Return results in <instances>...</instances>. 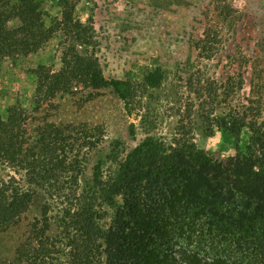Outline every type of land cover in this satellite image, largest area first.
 I'll list each match as a JSON object with an SVG mask.
<instances>
[{
    "label": "rangeland",
    "instance_id": "obj_1",
    "mask_svg": "<svg viewBox=\"0 0 264 264\" xmlns=\"http://www.w3.org/2000/svg\"><path fill=\"white\" fill-rule=\"evenodd\" d=\"M9 1L13 5L17 0ZM37 1L47 27L60 21L64 7L60 0ZM231 3L234 11L224 16L210 0H68V5L74 4L73 19L95 29V53L104 76L131 81L135 96L125 105L112 88L77 86L36 111L34 70L41 65L59 70L64 50H91L67 41L68 36L59 30L37 52L1 64L0 118L6 119L10 107L22 108L28 116L24 125L28 144L35 143L46 124L62 129L73 144L63 162L78 164L76 170L81 169L76 180L79 191L92 188L96 164L100 178L106 181L147 137L170 142L180 118L192 123L199 149L228 165L238 148L247 145L249 133L245 130L236 140L215 125L208 128L207 121L230 106L247 105L246 99H251L254 117L264 124V0ZM17 24L13 20L8 25L14 28ZM156 70L163 74L160 86L144 88L146 75ZM239 77L241 89L230 94ZM0 174L20 179L23 171L15 174L12 168L3 167ZM73 184L64 186L69 189ZM28 188L33 192L28 211L0 232V264L65 261L66 250L54 244L62 237L59 220L64 201L47 183ZM137 193L139 210L127 216L118 218L127 212L126 200L133 199L128 194L118 195L113 207H97L103 215L100 224L104 230L114 231L115 252L122 261L160 264L177 240L168 225L173 221L166 218L168 212L164 217L162 209H155L161 200L146 201V183Z\"/></svg>",
    "mask_w": 264,
    "mask_h": 264
},
{
    "label": "trees",
    "instance_id": "obj_2",
    "mask_svg": "<svg viewBox=\"0 0 264 264\" xmlns=\"http://www.w3.org/2000/svg\"><path fill=\"white\" fill-rule=\"evenodd\" d=\"M210 1L224 16L234 11L231 0ZM60 3L64 4L60 21L47 27L37 0H17L13 5L0 0V67L6 59L37 52L62 30L67 41L91 50H64L59 70L44 65L34 70L35 110L58 94L72 93L77 86L112 88L127 105L136 94L133 83L104 76L95 53L98 40L93 25L73 19L74 4L68 5V0ZM13 20L18 24L10 28ZM204 52L209 53L206 49ZM162 80L163 74L156 70L146 75L143 86L157 88ZM241 87L239 77L230 94ZM230 94L228 97L233 98ZM246 103L230 106L206 123L208 128L215 125L236 140L245 130L249 133L247 145L238 148L228 165L199 149L192 123L180 118L170 142L147 137L106 181L100 178V166L96 164L92 188L81 191L76 186L81 172L76 170L78 164L63 162L68 146L73 145L70 137L53 124H46L35 143L28 144L24 129L27 113L20 107H10L6 119L0 118V169L12 168L15 174L23 171V175L18 179L0 174V232L28 211L33 198L28 187L47 183L65 204L59 220L62 237L54 242L66 250L65 261L31 264H127L116 255L114 231L104 230L100 224L103 215L97 207H113L118 195L128 194L133 199L126 200L127 212L118 218L137 212L141 202L137 190L146 183V201L161 200L155 209H162L164 217L168 212L166 218L173 221L168 225L177 235L174 249L162 257L160 264H264V124L254 117L252 100L246 99ZM72 182L75 184L69 189L64 186Z\"/></svg>",
    "mask_w": 264,
    "mask_h": 264
}]
</instances>
